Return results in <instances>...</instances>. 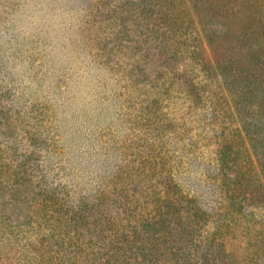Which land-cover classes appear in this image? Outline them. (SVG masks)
<instances>
[{
    "label": "rangeland",
    "instance_id": "obj_1",
    "mask_svg": "<svg viewBox=\"0 0 264 264\" xmlns=\"http://www.w3.org/2000/svg\"><path fill=\"white\" fill-rule=\"evenodd\" d=\"M0 264H264V0H0Z\"/></svg>",
    "mask_w": 264,
    "mask_h": 264
},
{
    "label": "trees",
    "instance_id": "obj_2",
    "mask_svg": "<svg viewBox=\"0 0 264 264\" xmlns=\"http://www.w3.org/2000/svg\"><path fill=\"white\" fill-rule=\"evenodd\" d=\"M227 82V84H228V81H226Z\"/></svg>",
    "mask_w": 264,
    "mask_h": 264
}]
</instances>
